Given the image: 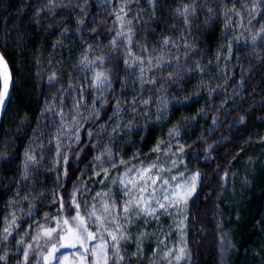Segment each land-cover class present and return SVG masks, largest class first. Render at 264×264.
Here are the masks:
<instances>
[{
    "label": "clouds",
    "instance_id": "9594fccd",
    "mask_svg": "<svg viewBox=\"0 0 264 264\" xmlns=\"http://www.w3.org/2000/svg\"><path fill=\"white\" fill-rule=\"evenodd\" d=\"M0 65V264H65L68 224L95 227L104 264H228L222 197L264 168L247 151L264 143V0H5Z\"/></svg>",
    "mask_w": 264,
    "mask_h": 264
},
{
    "label": "trees",
    "instance_id": "16d2710c",
    "mask_svg": "<svg viewBox=\"0 0 264 264\" xmlns=\"http://www.w3.org/2000/svg\"><path fill=\"white\" fill-rule=\"evenodd\" d=\"M227 3H231V0H226ZM5 0H0V5L4 4ZM141 6H146V0H141ZM114 19L112 17L109 20ZM238 54V53H237ZM235 59V56L233 57ZM1 87V81H0ZM257 136L252 137L253 140L264 141V130L257 129ZM151 144V140L145 145V151ZM264 147V143H258L255 145H249L247 148L248 152H251L253 148L259 150ZM239 151V155H236L234 159L230 158L227 163L231 164L232 167L229 171H237L239 174L243 175V167L241 165V160L245 155V151ZM253 169H256L254 174H249V178L253 179L255 177L254 183L251 189L245 190L239 182H236L238 191L236 192V197H240L241 192H245V195L238 200L235 198L237 204L229 205L226 207L224 205L225 199L229 202L232 194L226 193L222 197L223 203L221 204V209L223 210V215L219 217V221L224 224L225 230L229 231L233 242L237 244L238 251L233 250L229 253L228 264H254L256 260H264V168L259 167L258 164L252 165ZM120 171V170H117ZM97 180H103V177H96ZM235 180V178H232ZM92 193L101 190L104 184H91ZM90 193V195L92 194ZM11 192L7 189L0 187V228L4 227L5 217L7 216L10 209L6 207L7 201L9 200ZM233 198V197H232ZM60 207L59 205L53 204L50 207H44L43 211L52 212L55 215L56 209ZM75 209H73V213ZM240 213V221H236L235 214ZM36 221L42 219V212L36 213ZM164 226L169 223L168 218H162ZM32 223L31 218H26L21 222L20 231L28 227ZM59 221L53 220V223L49 226L57 227V233L59 234ZM156 222L153 221V226ZM32 229L29 228V231ZM175 233H171L170 236L175 238ZM60 238V235H59ZM251 244L252 247L249 248L248 245ZM132 245H127L126 250L131 251ZM107 255L111 254V249H107ZM155 251V246H150L145 255L148 256L151 252ZM60 255V253H59ZM207 259V258H206ZM91 264V262L89 263Z\"/></svg>",
    "mask_w": 264,
    "mask_h": 264
},
{
    "label": "rangeland",
    "instance_id": "374dc122",
    "mask_svg": "<svg viewBox=\"0 0 264 264\" xmlns=\"http://www.w3.org/2000/svg\"><path fill=\"white\" fill-rule=\"evenodd\" d=\"M154 181L155 183L153 184V187L150 189V191L153 192V194H155V184L159 183V179L154 177ZM171 187V186H169ZM176 194L179 195L180 193V188L179 186H177L176 188ZM142 195H148L147 192L142 193ZM231 195V193H230ZM150 198V197H149ZM235 198H232L230 201L228 202L227 199H225L224 201V205L229 206V205H235L237 204L236 201L234 200ZM68 227H73L72 224H68L65 228V231L63 232V234H66L67 228ZM90 232H95V227L94 226H90L89 228ZM110 239V238H108ZM103 244V242L101 241L99 235H96L94 240H88L85 247H81L79 244H76V246L72 247V246H64L61 247L58 251L55 252V255L57 257H62V258H66V262L67 264H80V261L83 260V264H89L91 262V264H104V260H102L100 258L99 255V251L97 252V255H93L92 251L94 249H99V246ZM108 248H104L103 252L105 255H107ZM51 249H49L50 251ZM60 253V255H59ZM91 253V254H89ZM51 264H57L56 260H53L51 262Z\"/></svg>",
    "mask_w": 264,
    "mask_h": 264
},
{
    "label": "snow or ice",
    "instance_id": "6c2138e0",
    "mask_svg": "<svg viewBox=\"0 0 264 264\" xmlns=\"http://www.w3.org/2000/svg\"><path fill=\"white\" fill-rule=\"evenodd\" d=\"M0 75L3 77V88L6 90L8 86V80H7V68L6 66L0 65ZM80 219L79 217L77 218ZM84 221L80 220V224L83 225ZM65 224H68L66 221ZM44 235L51 236V232L48 230H44ZM95 235L93 232H88L87 230H81L75 226L68 227L66 234L60 235V241L63 244V246H76V244H79L81 247H85L88 240H94ZM106 246L104 244H101L99 246V249H94L92 251L93 255H97V252L99 251L100 258L104 261L107 260V255L104 254L103 249ZM55 252V249H51L49 252V256L52 255V253ZM49 257L46 256L45 259L47 260ZM65 264L67 262L65 261ZM80 264H83V260L80 261Z\"/></svg>",
    "mask_w": 264,
    "mask_h": 264
},
{
    "label": "water",
    "instance_id": "95a60500",
    "mask_svg": "<svg viewBox=\"0 0 264 264\" xmlns=\"http://www.w3.org/2000/svg\"><path fill=\"white\" fill-rule=\"evenodd\" d=\"M0 80H1V87L3 86V77L0 75Z\"/></svg>",
    "mask_w": 264,
    "mask_h": 264
}]
</instances>
